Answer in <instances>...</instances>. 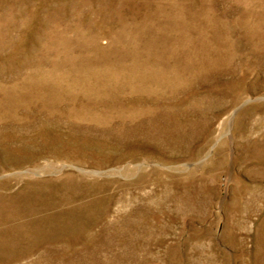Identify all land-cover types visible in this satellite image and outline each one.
Returning a JSON list of instances; mask_svg holds the SVG:
<instances>
[{"label": "rangeland", "instance_id": "rangeland-1", "mask_svg": "<svg viewBox=\"0 0 264 264\" xmlns=\"http://www.w3.org/2000/svg\"><path fill=\"white\" fill-rule=\"evenodd\" d=\"M0 264H264V0H0Z\"/></svg>", "mask_w": 264, "mask_h": 264}, {"label": "bare ground", "instance_id": "bare-ground-1", "mask_svg": "<svg viewBox=\"0 0 264 264\" xmlns=\"http://www.w3.org/2000/svg\"><path fill=\"white\" fill-rule=\"evenodd\" d=\"M246 14V13H245ZM242 20V19H241ZM241 23V22H240ZM247 44H248V42H247ZM135 70V69H134ZM130 75V74H129Z\"/></svg>", "mask_w": 264, "mask_h": 264}]
</instances>
